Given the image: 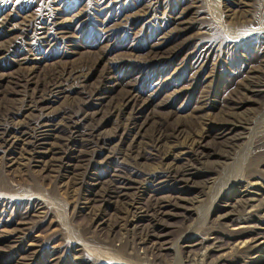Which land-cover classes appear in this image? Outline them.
Returning <instances> with one entry per match:
<instances>
[{
    "label": "rangeland",
    "instance_id": "1",
    "mask_svg": "<svg viewBox=\"0 0 264 264\" xmlns=\"http://www.w3.org/2000/svg\"><path fill=\"white\" fill-rule=\"evenodd\" d=\"M155 1L154 10L147 12L144 10L147 0H0L1 48L22 39L28 41L21 29L24 17L29 13L37 16L50 8L56 13L53 26L65 30L68 36L54 44L52 50L43 51L41 59L24 64L28 66L25 69L11 64L10 55L0 53L2 108L8 104L6 96L12 74L23 75L33 67L36 77H41L43 71L62 64H94L93 75L103 71L104 82H108L107 99L124 95L129 83L138 89L135 104L142 108L139 116L142 127L135 143L139 145L150 133L152 121L158 118L186 127L197 126L203 119L197 108L209 91L212 96L205 112L213 116L210 118H219L226 85L249 67L258 70L255 77L264 78V67L258 66L259 60L264 59V0H242L244 4L239 6L232 3L234 0ZM125 11L131 16H125ZM106 26L109 29L102 33ZM156 41H161V54L166 55L161 63L142 66L133 61L108 67L110 62L130 52L137 55L144 44ZM210 47L211 53L207 49ZM203 49L213 60L197 66ZM5 64L12 68L7 69ZM75 96L72 93L58 99L53 106L60 109L75 100ZM235 111L252 124L248 130L234 127L221 135L212 132L202 138L204 145L220 152L230 145L234 154L216 164L206 163L217 169L211 174L214 180L202 184L204 176H200L196 179L199 187L191 189L179 184L155 191L146 184L129 190L128 195L115 196L110 190L117 183L116 175L131 172L127 161L114 157V150L121 144L117 140L109 145V152L104 150L99 155L93 172L87 171L84 176L75 161L66 162L58 172L51 170L53 161L48 143L39 147L40 152L34 158H30L22 144L9 149L0 147V183L3 180L7 183L0 186V193L4 194L0 197V264H81L85 259L97 264L98 253L110 246L106 242L108 234L115 247L131 251L135 246L133 237L147 231L160 235L150 237L145 249L137 244L133 247L142 259L115 256L113 263L129 259L131 263L124 264H188L187 260L196 258V253L203 250L200 248L204 235L200 229L204 224L214 226L218 235L224 234L227 240H250L251 256L242 257L238 252L236 257L246 260L245 264H264V222L254 220L253 231L247 234L246 230L236 229L235 218L229 216L241 197L239 191L245 189L248 196L264 200V155L255 160L256 165L249 173L243 170L250 151L249 139L258 128H264V95L244 91ZM117 123L116 116L109 117L105 129L112 130ZM241 132L247 138H240ZM129 141L125 140L124 147ZM182 141L184 136L178 142ZM141 162L147 168L158 164L154 159ZM119 168L123 170L113 171ZM135 177L145 176L139 171ZM230 188L227 197L224 192ZM29 194L39 196L44 208L35 207L23 198ZM168 199L178 207L166 206L167 214L155 219L150 208ZM134 206L141 209L135 210ZM133 211L144 215L131 220L129 212ZM153 245L163 249L152 252Z\"/></svg>",
    "mask_w": 264,
    "mask_h": 264
},
{
    "label": "bare ground",
    "instance_id": "2",
    "mask_svg": "<svg viewBox=\"0 0 264 264\" xmlns=\"http://www.w3.org/2000/svg\"><path fill=\"white\" fill-rule=\"evenodd\" d=\"M232 3L236 6L244 4L242 0H234ZM153 4H157V1L147 0L144 10L147 12L154 10ZM192 5L193 3L190 2V7ZM124 13L125 16H131L126 14V11ZM55 14L52 8L41 11L37 16H32L29 13L24 17L25 21L21 28L26 34L24 36H28L29 40L25 41V39H22L20 42L14 40L15 42L4 49L0 46V53L3 52L10 55L13 57L10 63H15L18 67H24V69L26 66L23 65L28 61L41 59L42 55L40 54L43 51L47 53L52 50L54 44L68 37L65 35V30L56 29L53 26L56 24L53 21ZM5 27L7 26L5 25ZM108 29V26L103 27L102 33L107 32ZM161 38L164 39L165 37L162 36ZM147 44H144L145 47L139 51V54L127 53L115 62L112 60L113 62H110L108 67L114 63L125 65L133 61H138L137 63L142 66L161 63L166 56L161 54V41ZM211 48H207L210 53L212 52L210 51ZM203 50L199 53L200 57L197 60V66L201 62L204 64L209 59L213 60L208 51ZM31 55H34V57H30ZM62 65L46 72L43 71L42 76H38L39 78L36 77L33 67L29 68L23 75L12 74L11 77L9 76L10 87L6 96L8 104L3 106V108L0 105V147L9 149L17 144H22L30 158H34L40 152L39 147L48 143L49 147H51L50 152L53 161H51V170L58 172L67 165L66 162L75 161V163H78L76 166L79 167L80 174L84 176L87 171L93 172L99 155L104 150L109 152V145L117 140L121 144L117 150H114L115 152L113 151L114 157L127 161V165L130 168L128 171L131 172L129 174L123 172V168L113 170L122 171L115 177L117 178V183L113 187L111 186L112 190L110 191L115 196L128 195L129 190L137 186H145L146 184L155 191L170 185L179 184H182L185 189H191L198 185L196 179H199L200 176H204L202 184L205 181L212 182L214 179L211 174H215L217 169L213 165L207 166L206 163L216 164L222 162L220 159L231 158L234 154L232 153L233 147L229 145L227 146L229 149L224 148L220 152L216 148L204 145L202 138L212 132L221 135L226 130H232L234 127L248 130L252 121L249 118L237 116L235 107L242 102L244 91L264 95V78L255 77L254 72H258V70L249 67L246 73L240 72L239 78L234 76L232 81L226 85L227 91L222 100L223 104L222 106L219 105L221 108L219 118H210L213 116L205 112L210 96H212L209 91L204 93L206 95L201 100L202 105L197 108L202 113L200 117L203 118L197 122V126L186 127L177 122L172 123L167 119H165L166 121H161L158 118L152 121L150 133L144 136L146 140L138 145L135 143L137 142L136 137L140 134L139 130L142 127V124H139L142 108L135 104L138 89L132 83H129L126 84L129 88H127L124 95L115 99H107L106 89L109 87L108 82L107 84L104 82L103 71L97 72L96 76L93 75L94 64L82 66ZM258 66L264 67L263 58L259 60ZM5 67L7 69L12 68L8 64H5ZM72 93H76L75 100L70 101L60 109H56L53 106L58 99L68 97ZM112 116H116L118 123L115 128L108 131L105 126L109 117ZM200 127L201 131H198ZM241 134L240 138H247L245 132H241ZM182 136H184L185 141L180 144L178 141ZM195 136H198V139H195ZM49 138L54 139V142L52 140L50 142L45 141L49 140ZM127 139L131 142L129 141L130 143L124 147L123 144ZM249 140L250 151L246 155L247 160L243 165V170L246 173H249L253 166L256 165L255 160L264 155V128H258ZM142 159H154L157 160L158 164L147 168L144 165L145 163L141 162ZM260 161H263V159H260ZM113 168L116 167L113 166ZM139 171L145 176L144 178L136 179L135 176ZM6 185L5 180L2 181V184L0 183L1 187ZM231 191V188L225 191V196L229 197L228 193ZM238 193H242L241 197L236 200V205H234V209L229 216H231L230 219L232 220L235 218L236 224H238L236 229L246 230L245 233L249 234L253 231L254 226L251 223L254 220L260 223L264 222V200L261 202L256 197L248 196V192L245 189ZM3 195V193H0V197ZM23 198L31 201L35 207L44 208L42 202H40L41 198L37 197V195L29 194L28 197ZM131 200L133 201L134 199ZM166 206L178 207L177 203L168 199L156 203L150 208V214L155 219H160L167 214ZM134 208L135 210L141 209L139 206H134ZM129 213L131 214V220H134L137 216L144 215L135 211ZM204 225L200 229L203 231L202 235H204L202 237L204 242L200 248L203 250L201 253H196L198 254L196 258L187 260L188 264L246 263V260H240L236 256L239 252L244 255L242 257L249 258L251 249L248 244L250 240L238 238L233 240L236 242H233L227 240L222 233L218 235V231L214 226L208 225L204 227ZM159 235L147 231L139 235L136 234L133 237V241L135 246L137 244L142 249H145L147 240L152 236ZM106 242L110 246H104L107 247L106 250L98 253L99 262L97 264L131 263L129 259H123L126 256L132 257L136 261L142 259L138 255V251L133 248L135 246H132L131 251L126 248L115 247L111 242L110 234H108ZM161 249L163 248L160 245L150 247L152 252H154L153 250L157 252ZM146 252V250L143 252L144 258ZM115 256H123L122 259L125 262L117 259L119 261L113 263L114 259L112 258H116ZM81 264L90 263L89 260L85 259Z\"/></svg>",
    "mask_w": 264,
    "mask_h": 264
}]
</instances>
